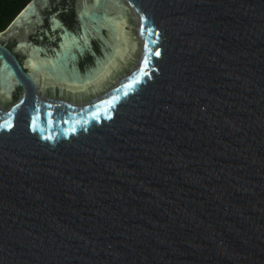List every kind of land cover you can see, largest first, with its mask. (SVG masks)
Wrapping results in <instances>:
<instances>
[{"label":"water","instance_id":"1","mask_svg":"<svg viewBox=\"0 0 264 264\" xmlns=\"http://www.w3.org/2000/svg\"><path fill=\"white\" fill-rule=\"evenodd\" d=\"M0 264H264V0H30Z\"/></svg>","mask_w":264,"mask_h":264},{"label":"trees","instance_id":"2","mask_svg":"<svg viewBox=\"0 0 264 264\" xmlns=\"http://www.w3.org/2000/svg\"><path fill=\"white\" fill-rule=\"evenodd\" d=\"M30 0H0V32L15 20Z\"/></svg>","mask_w":264,"mask_h":264},{"label":"snow or ice","instance_id":"3","mask_svg":"<svg viewBox=\"0 0 264 264\" xmlns=\"http://www.w3.org/2000/svg\"><path fill=\"white\" fill-rule=\"evenodd\" d=\"M159 54H160V53H159L158 51L155 52V55H156V56H159ZM33 123H35V121H33ZM2 126H10V125H8L7 122H5V125H2Z\"/></svg>","mask_w":264,"mask_h":264}]
</instances>
